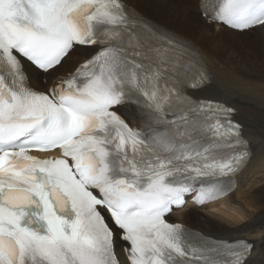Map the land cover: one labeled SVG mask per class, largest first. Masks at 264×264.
Instances as JSON below:
<instances>
[{"label":"snow or ice","instance_id":"snow-or-ice-1","mask_svg":"<svg viewBox=\"0 0 264 264\" xmlns=\"http://www.w3.org/2000/svg\"><path fill=\"white\" fill-rule=\"evenodd\" d=\"M199 8L264 29V0ZM210 82L131 0H0V264H251L254 242L167 219L228 197L252 156L235 109L195 95Z\"/></svg>","mask_w":264,"mask_h":264},{"label":"bare ground","instance_id":"bare-ground-1","mask_svg":"<svg viewBox=\"0 0 264 264\" xmlns=\"http://www.w3.org/2000/svg\"><path fill=\"white\" fill-rule=\"evenodd\" d=\"M131 3L140 13V6L153 12L156 18L142 14L180 35L200 53L211 82L195 95L234 108L233 119L243 126V136L252 152L237 178L235 191L228 197L201 207L188 200L168 219L216 238L250 239L255 243L251 264H264V29L239 32L208 25L201 18L199 0ZM188 10L194 14L191 25ZM120 112L131 124L136 123L133 109L122 108Z\"/></svg>","mask_w":264,"mask_h":264},{"label":"rangeland","instance_id":"rangeland-1","mask_svg":"<svg viewBox=\"0 0 264 264\" xmlns=\"http://www.w3.org/2000/svg\"><path fill=\"white\" fill-rule=\"evenodd\" d=\"M175 1L180 2L181 0H175ZM138 8H139V10H140L142 13H144L145 15L148 14V16L150 15L151 17L156 18V17L152 16L154 13L151 12V11H148V9H146L145 7L140 6V7H138ZM146 11H147V12H146ZM188 12L190 13V16L188 17L187 21H189V22L191 21V23L188 24V25H191V24H192V21H193V19H194V14L191 13V10H188ZM146 13H147V14H146ZM149 13H150V14H149ZM201 18H203V17H201ZM186 26H187V25H186ZM186 26L184 27V29H185V28L187 29ZM187 30H188V29H187ZM183 36H184V35H183ZM81 58H83V57H80V58H79L77 54H73V56L71 57L70 61H69L68 63H66L62 69H69V68L71 67V65H72V62H74V61H76V60H78V59L81 60ZM62 69H60V71H62ZM201 92H203V91H200L199 93H201ZM244 192H245V191H244ZM182 221H183V220H182ZM212 235H213V234H212Z\"/></svg>","mask_w":264,"mask_h":264}]
</instances>
